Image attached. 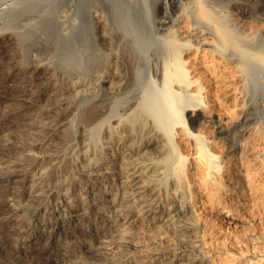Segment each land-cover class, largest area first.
<instances>
[{
  "label": "bare ground",
  "instance_id": "bare-ground-1",
  "mask_svg": "<svg viewBox=\"0 0 264 264\" xmlns=\"http://www.w3.org/2000/svg\"><path fill=\"white\" fill-rule=\"evenodd\" d=\"M1 14L0 137L23 136L0 140V264H204L205 206L235 226L264 207V0H0ZM33 46L54 63H26ZM77 113L95 142L108 127L109 150L85 142L69 168L38 150ZM201 113L217 114L235 145L209 135ZM61 216L66 231L91 220L96 231L69 232L45 257L32 243ZM139 221L177 244L142 239Z\"/></svg>",
  "mask_w": 264,
  "mask_h": 264
},
{
  "label": "rangeland",
  "instance_id": "rangeland-1",
  "mask_svg": "<svg viewBox=\"0 0 264 264\" xmlns=\"http://www.w3.org/2000/svg\"><path fill=\"white\" fill-rule=\"evenodd\" d=\"M159 9L160 8L157 9L156 15L158 16V14H159V16H162L164 14V12L161 9L160 10ZM0 16L4 17L5 15L1 14ZM8 25H10V24H8ZM61 50L62 49H60L57 52L56 56H58L60 54ZM22 51H24L23 52V56L25 55V62L26 63L27 62H31L33 59H38V58L41 59L42 61H46V62H49V63H54V59H56V57L54 55V52L51 50V48H35L34 49V46H33L30 49L29 48L28 49H24V50L22 49ZM24 53H26V54H24ZM141 67H142V69H141L142 73L145 75V78L148 79V72H147L148 71V67H147V64H142ZM151 74H152V72H151ZM190 116H192V112H189V114L187 112V120L190 118ZM71 118H72L71 126H69L68 128L64 129L63 132L60 135L55 136L52 139V141L47 142L38 151L40 153H43V154H47L48 153L49 155L50 154L51 155H59V154L63 155V156H65L64 159L66 160V158H67V161H68V162L66 161V164H65V161H64V164L67 166V163H70V164H68L67 167H69V165H71L69 168H71V167L75 168L79 164L78 161L81 160L80 157L82 156L81 155L82 154L81 151L78 152L81 149L80 146L83 147V144L86 142L84 144V146L87 145V144L88 145L90 144L89 146H91L92 148H96L95 150H97V151L107 149V148L102 147V146H103V143H106L105 142L106 138L110 137V132L107 129L108 127H104L99 132L100 134L98 133L99 134L98 137H100V140H98V141L100 143L99 142H95L93 140V138H92V133H90V131L92 132V127L89 126V127H91V128H89L87 125H82V124H81L82 125L81 126L80 123H79V114L78 113L77 114H72ZM250 118H251V115H248V117L246 118L245 122L247 123ZM199 119H200L199 121H201V122L205 121V120L207 121V127H208V130H209L208 131L209 135L213 136V138H216V140L219 142L220 145H222L224 147L226 146V148L228 146L229 147H233L235 145L234 131H232L231 129H225V130L219 131V129L216 126L214 127L215 123L216 124L219 123V121H218L219 118H218L217 114L212 113V114H210V116L207 117V116H204V114L201 113L200 116H199ZM196 127H197V125H196ZM66 131H67V133H66ZM206 131H207V129H206ZM68 132H70V133H68ZM64 133H66L67 135L64 134ZM89 135H91V136H89ZM21 136H23L21 130H19V129L9 130L6 133H4L2 137H0V140H2L3 138H17V137H21ZM28 139H29L28 137H24V140H28ZM93 142H95V143H93ZM160 143L161 142H153L151 144V149H152V151L154 153L155 152L157 153L158 150L161 149L160 146H162V145H160ZM106 144H109V143H106ZM174 145H175V143H174ZM100 148H102V149H100ZM107 150H109V149H107ZM71 163L74 164V165H76V164L77 165L74 166ZM251 167H252V165H251ZM162 182H163V185L165 184L163 186L164 190L170 189V188H172L174 186V182H171V179L168 178V177H164L163 180H161V183ZM157 183H159V182H157ZM259 184L261 185L262 183H259ZM254 185L253 184L252 185H246L245 187L247 189V196H249L251 199L253 197L252 200L255 201V202H252V204L253 205H258L260 203V201L259 202L257 201L258 198L255 197L254 193H255L256 187H259L260 185L259 186H257V185L254 186ZM165 186H166V189H165ZM168 187H170V188H168ZM252 188L255 189V190H253ZM248 191H250V192H248ZM251 191H253V192H251ZM77 194L81 195L80 192H77ZM232 196L231 195H227V197H225L226 198L225 200H228L229 202L232 201L233 205H236V202H238V201L235 200L234 198H232ZM261 200H263V198H261ZM205 205H207V204H205ZM208 206L209 205L205 206L208 209L203 207L204 209L202 210V213L205 216H203L201 218V220L204 221V222H209V223H205L204 224L199 219L201 221V222L199 221L200 226L203 229V231H205V232L202 231L203 232V236H204V237H202V241H201V242H203L202 243L203 244L202 245L203 249L204 250L206 249V251H211V253H212L211 256H210L211 260L210 259H206L204 264H264V211H263L264 207H262V205H260L261 209L257 210L260 213L256 214L257 211L255 212V214L252 213L254 216H252L251 213H249V214L246 213L247 216H245V214L241 215L240 220L241 219L243 220V221L241 220L242 223L240 222L237 226H235L234 225L235 223H231L229 220H227L222 215V213L219 212L220 210L218 208L215 209V208L212 207V209L210 210L211 206L210 207H208ZM165 209H167V208H165ZM204 210H205V212H203ZM73 217H74V219H78L79 218L78 219L79 221H81V219H83L82 216H80L78 214L76 215V213L73 215ZM204 217L206 218V220H205ZM64 219L65 218L62 217V216L59 217L58 219L57 218L49 219L47 224L57 223L58 228L50 229V226H48L46 228H45V226H41V230L43 231L42 235H41L40 238L35 239L36 240V241H34L35 243L33 242L32 244H33V246H40V245L42 246L43 245L47 249V250L43 251V254H42L43 256L48 254L45 257H49L50 256V258H53V256H54V258H55L56 257L55 248H57V246L60 247V246L64 245V241L69 236L68 233L71 232V231L72 232H79V233H81V232H85L86 233V232H89L91 230H92V232L96 231V228H95L96 225L94 224V220H91L90 222L88 221L87 223H89V225H87V226L79 225V227H76L75 230H67L66 231L64 229V225L66 223L64 221ZM192 220H193V218H192ZM194 220L198 221V219H195V218H194ZM91 222H92V224L90 225ZM156 222L153 223V224H150V223L147 224L146 222L143 223V222L139 221L138 223H136L137 225L135 224L132 227V229L135 231V233L137 232L138 234L144 231L143 232L144 235L142 236L143 233H141V235L139 234V236H142L141 237L142 239H144L147 236L146 238L148 239L149 242H150L149 239H151V242H152L153 241L152 239L154 238L153 242H157L158 248L160 246L161 249H164L165 246H166L165 244H167V247H168V244H170L168 242H171V244L173 243L172 245L170 244V247L176 245L177 243L175 244V242H174L175 241V237L174 236H173L174 238L172 237L171 232H169V234L171 235L170 236V235H168L166 233H163L165 231H163V232L159 231L160 229L156 225V224H158V221H156ZM214 222H215V224H214ZM205 225H207L208 227L211 225V228L210 227L208 228L207 226L205 227ZM212 225L213 226L216 225L215 227L217 229H219V230L217 231V229L213 228ZM211 229H213V230H211ZM61 231H63V232H61ZM240 231H242V232L240 233ZM51 233L54 235L53 237H51ZM155 234L158 235V236L157 237L156 236L153 237ZM165 235H166V237H165ZM163 237H165V238H163ZM170 238H173V239L170 240ZM39 239H41V240H39ZM147 239H145V240L147 241ZM165 239H166L167 243L165 242ZM161 242H163L164 244L161 243ZM3 244H5V246L7 248H9V244L8 243H4L3 242ZM163 245H165V246H163ZM222 245L223 246L225 245L224 249H223ZM204 246L207 247V248H205ZM216 246H218V248ZM220 246L222 248H220ZM209 247H210V250H209ZM50 248H51V250H50ZM237 249L238 250L241 249V250L238 251ZM229 250H231V251H229ZM237 251L239 253H243L244 257L243 258H234L235 257L234 255L238 254V253L236 254ZM223 254L227 255L228 258L226 257V259H224L225 255H223ZM166 255H167V258H169V259H172V257H173L172 253H168ZM171 255H172V257H171ZM212 256L214 258H212ZM229 256H231V257H229ZM164 259H166V258H163V260ZM238 259H240V260L238 261ZM161 264H163V262Z\"/></svg>",
  "mask_w": 264,
  "mask_h": 264
}]
</instances>
